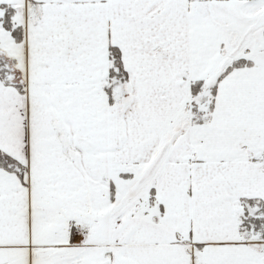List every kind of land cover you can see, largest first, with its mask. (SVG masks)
Wrapping results in <instances>:
<instances>
[{"label":"snow or ice","instance_id":"snow-or-ice-1","mask_svg":"<svg viewBox=\"0 0 264 264\" xmlns=\"http://www.w3.org/2000/svg\"><path fill=\"white\" fill-rule=\"evenodd\" d=\"M0 264H264V0H0Z\"/></svg>","mask_w":264,"mask_h":264}]
</instances>
